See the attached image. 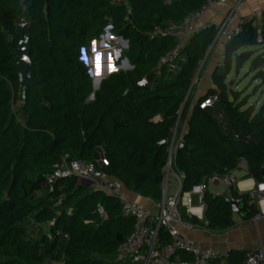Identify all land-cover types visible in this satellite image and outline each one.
<instances>
[{
  "label": "trees",
  "instance_id": "trees-1",
  "mask_svg": "<svg viewBox=\"0 0 264 264\" xmlns=\"http://www.w3.org/2000/svg\"><path fill=\"white\" fill-rule=\"evenodd\" d=\"M204 4L0 0V264H106L133 234L135 220L123 216L118 198L95 192L77 177L48 184L64 157L89 164L102 159L105 176L161 203L163 171L175 136L176 143L184 144L173 158L174 169L185 174L183 193L200 184L208 188L212 177L237 170L241 161L247 163L249 178L264 182V101L249 105V98L227 83L233 69L240 72L249 62L255 81L264 86V53L255 50L253 21L227 42L224 64L212 75L215 87L196 101L194 80L206 70L218 27L193 34L175 67H159L177 41L151 37V32L182 23ZM21 21L30 26L34 86L25 96L21 93L14 112L22 92L14 58ZM109 27L112 36L128 42L123 57L132 69L110 74L94 92L82 50ZM143 81L144 88L126 94ZM215 95L214 106L200 109L203 100ZM203 201L202 223L184 208L180 213L211 232L235 225L231 201L248 218L258 212L248 194L232 186L227 196L206 190ZM160 233L162 242L170 243L169 235ZM246 254L232 250L229 263L243 264ZM180 257L192 259L184 253Z\"/></svg>",
  "mask_w": 264,
  "mask_h": 264
},
{
  "label": "built area",
  "instance_id": "built-area-1",
  "mask_svg": "<svg viewBox=\"0 0 264 264\" xmlns=\"http://www.w3.org/2000/svg\"><path fill=\"white\" fill-rule=\"evenodd\" d=\"M166 4H171L174 0H164ZM247 0H205V4L198 12L188 15L180 24H169L163 28L154 29L151 37H170L177 41L176 47L168 52L160 61L159 67H175L180 52L192 36V27L206 14L214 10H226L223 21L218 27V35L215 44L219 41L226 43L241 32V26L249 20L239 19L236 23L241 7ZM264 18L262 14L254 13L250 19L252 21L258 18ZM257 28V43L264 48L263 27ZM224 55L218 66H223ZM218 102V96H211L203 100L199 107L206 109L214 106ZM179 147L175 142V136L172 139L169 148V160L164 168L163 180V199L155 210L147 208L143 204L130 201L122 193V184L116 179L105 176L103 173L96 177L93 176L94 166L101 168L102 159L96 164H89L82 161H68L64 157L60 167L48 178V184L53 187L58 181L66 178L77 177L91 184L95 192H100L106 196L118 198L122 213L125 217L135 220V228L131 237L117 249L114 256L115 264H230L229 256L231 250H227L222 256L211 249L202 248L196 241L186 236L187 231H193L196 226L185 221L181 216V209L184 208L186 215L196 217L203 222L204 194L207 190L204 184L195 186L191 192L183 193L182 184L185 174L178 172L173 167V158ZM238 170H248L247 163L241 161L237 167ZM175 175L178 181L179 190L175 195H168L170 176ZM232 175H215L208 181V186L219 182L225 183L231 187L234 183ZM249 199L259 206L261 214L264 210L261 207L264 204V182L257 183L255 188L248 192ZM200 210L201 214L195 211ZM99 213L104 216L103 209ZM261 217L258 216L255 220ZM161 230H164L170 237V243L164 244L160 237ZM187 254L192 259L185 261L181 259L180 254ZM243 264H264V251L257 248L247 252Z\"/></svg>",
  "mask_w": 264,
  "mask_h": 264
},
{
  "label": "crops",
  "instance_id": "crops-1",
  "mask_svg": "<svg viewBox=\"0 0 264 264\" xmlns=\"http://www.w3.org/2000/svg\"><path fill=\"white\" fill-rule=\"evenodd\" d=\"M263 12L264 0H247L240 9L236 23L238 24L239 19L251 20L250 17L254 13L262 14ZM226 13V10L218 9L206 14L192 27V35L200 33L207 27H219ZM253 24L255 27H264V18H258L257 20L253 21ZM103 38H101L100 44H104V42L102 41ZM95 43L97 44L98 41H95ZM226 44L227 43L224 40L219 41L210 49L208 53L209 62L202 76L203 78L205 77L212 81V75L225 53ZM211 88H214V86L209 87L208 90L201 93L199 89H197L195 94V101L198 98L204 96ZM182 131L183 133L187 131V125L183 126ZM237 171L239 170L237 169L233 172L225 174L224 176L232 175L234 179L232 187L234 188V190H236L239 194H248V192L255 188L258 182H256L253 178L248 177V170H242L244 172L239 174V178H241L238 180ZM169 186L170 188H172V193L170 192V189L168 191V195H175L179 190V186L177 178L174 174L170 176ZM220 187H223V189L218 190V188ZM207 190L215 195L220 194L223 196H227L229 194L230 187H228L223 182H219L217 184L209 185ZM122 193L130 201L143 204L147 208L153 210H156L160 204L155 202L154 200L144 198L139 194L128 191L123 185ZM254 205L256 210L258 211L255 217L248 218L246 213H241L238 211L233 215L235 225L231 229L223 232H211L207 229L206 224L198 225V223H202V221L198 219L199 222L197 223L196 229H194L193 231H187L185 234L191 240L196 241L202 248L211 249L220 256L224 255L227 250H236L247 253L257 248H262L264 251V214H261L259 206L256 203ZM261 207L264 210V204H262ZM260 215L261 217L258 220H255Z\"/></svg>",
  "mask_w": 264,
  "mask_h": 264
},
{
  "label": "water",
  "instance_id": "water-1",
  "mask_svg": "<svg viewBox=\"0 0 264 264\" xmlns=\"http://www.w3.org/2000/svg\"><path fill=\"white\" fill-rule=\"evenodd\" d=\"M108 33L106 36L112 37V34L109 32L111 30V27L108 29ZM17 33L19 35V42L15 49L14 58L16 60V68L18 70L19 75V81L20 86L22 88V94L25 96L31 87L34 86L33 83V62L31 59V49H30V41H31V33H30V26L29 23L26 21H21L17 25ZM103 38V36H102ZM122 43L126 48H128V42L124 41L120 38ZM103 44V43H102ZM93 48H96V43L93 42ZM81 60L84 61L86 65L89 64L86 58L85 49L82 50V57ZM90 69H89V75L92 79H94V69L93 66H95L97 70V77H95V80L93 81V90L96 92L101 82L106 79L110 74L118 72L120 68L123 70H130L132 69V66L129 64L128 60L124 62L121 66L115 67L113 60L110 58L109 54H101L97 53L94 57V59H90ZM146 81H143L132 88H130L126 94L133 93L141 88H144L146 86ZM94 100V93L91 95L89 101ZM166 144V142H165ZM179 147H184V144L182 142H179ZM103 173L101 168H98L97 166H94L93 176H100ZM262 176H264V172H262ZM238 202L231 201V205L233 207V212H238L237 206Z\"/></svg>",
  "mask_w": 264,
  "mask_h": 264
},
{
  "label": "rangeland",
  "instance_id": "rangeland-1",
  "mask_svg": "<svg viewBox=\"0 0 264 264\" xmlns=\"http://www.w3.org/2000/svg\"><path fill=\"white\" fill-rule=\"evenodd\" d=\"M107 33H108V30H106L105 36L107 35ZM105 36L102 39V41L104 42L103 45L100 44L101 42V39H100L98 43L96 44L95 49L93 48L94 41L91 42L89 46L85 49L86 58H87V61L89 62L87 66L89 69H90V59L92 58L94 59L97 53L109 54L110 58L113 60L115 67L121 66L124 62H126V59L123 57V52L127 48L124 46L120 38H117L114 36L112 37H108V36L105 37ZM255 50L259 51L260 53H264L263 47L259 46L255 48ZM119 70H123V69L120 68ZM254 76H255V73H253L250 70V63L248 62L243 66L240 72H236L233 69L227 79V83H230L231 90L241 93L243 98L248 97L249 105H257V107H259L264 101V86L260 85L261 84L260 81H255ZM93 81L94 79H92V82ZM194 85H196V88L199 89L200 93L205 92L206 90H208L209 87L214 86L213 82L205 77L204 78L197 77L194 80ZM20 91H22L21 87H20ZM21 93L22 92H20L19 102H17V104L14 106V112H17L21 104L20 103V100L22 99ZM243 172L244 171L242 170L237 171L238 180L241 178V177L239 178V174ZM222 189L223 187L218 188V190H222ZM169 190L172 193V188H170V186H169L168 191ZM106 264H114V260L110 259Z\"/></svg>",
  "mask_w": 264,
  "mask_h": 264
},
{
  "label": "bare ground",
  "instance_id": "bare-ground-1",
  "mask_svg": "<svg viewBox=\"0 0 264 264\" xmlns=\"http://www.w3.org/2000/svg\"><path fill=\"white\" fill-rule=\"evenodd\" d=\"M90 64H91V63H90ZM93 69L95 70L96 74H98V73H97V70H96V68H95V66H93ZM97 76H98V75H97ZM195 213H196V214H201V211H200V210H196Z\"/></svg>",
  "mask_w": 264,
  "mask_h": 264
}]
</instances>
